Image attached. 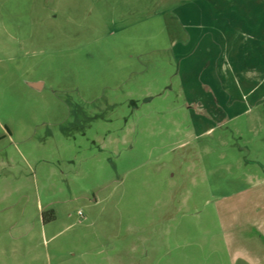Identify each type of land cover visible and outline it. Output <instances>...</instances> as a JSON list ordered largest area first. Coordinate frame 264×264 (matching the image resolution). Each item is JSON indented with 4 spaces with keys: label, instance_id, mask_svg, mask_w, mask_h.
<instances>
[{
    "label": "rangeland",
    "instance_id": "obj_1",
    "mask_svg": "<svg viewBox=\"0 0 264 264\" xmlns=\"http://www.w3.org/2000/svg\"><path fill=\"white\" fill-rule=\"evenodd\" d=\"M192 1L0 0V264H264V100L197 131Z\"/></svg>",
    "mask_w": 264,
    "mask_h": 264
},
{
    "label": "crops",
    "instance_id": "obj_2",
    "mask_svg": "<svg viewBox=\"0 0 264 264\" xmlns=\"http://www.w3.org/2000/svg\"><path fill=\"white\" fill-rule=\"evenodd\" d=\"M185 6V7H184ZM179 17L178 73L198 132L264 100V0H193ZM202 118V119H201Z\"/></svg>",
    "mask_w": 264,
    "mask_h": 264
},
{
    "label": "water",
    "instance_id": "obj_3",
    "mask_svg": "<svg viewBox=\"0 0 264 264\" xmlns=\"http://www.w3.org/2000/svg\"><path fill=\"white\" fill-rule=\"evenodd\" d=\"M32 85L35 87H39L41 85V82H33Z\"/></svg>",
    "mask_w": 264,
    "mask_h": 264
}]
</instances>
